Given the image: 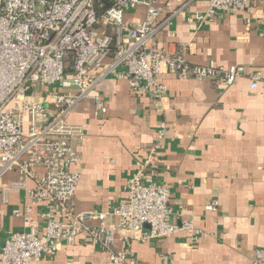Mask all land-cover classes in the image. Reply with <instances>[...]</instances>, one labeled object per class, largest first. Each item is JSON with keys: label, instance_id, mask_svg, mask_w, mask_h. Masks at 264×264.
<instances>
[{"label": "crops", "instance_id": "1", "mask_svg": "<svg viewBox=\"0 0 264 264\" xmlns=\"http://www.w3.org/2000/svg\"><path fill=\"white\" fill-rule=\"evenodd\" d=\"M156 2L165 6L166 0ZM207 7V0H191L164 23L151 45L167 53L185 49L193 64L258 70L262 78L256 88L246 75L224 86L163 72L167 95L155 103L129 90L126 67L120 66L97 86L105 113L85 99L66 115L83 132L74 141L79 160L70 166L81 174L76 210L108 211L126 198L129 176L144 167L145 174L169 187L170 220L191 219L200 232L196 240L188 231L127 244L116 237L115 248H126L141 264H252L255 249L264 250V2L253 1L238 12L217 11L198 24L192 14ZM169 14L165 8L159 21ZM144 16L145 8L137 7L125 20L136 23ZM161 123L165 133L158 138ZM19 178L13 170L0 180V255L10 233L28 228L13 209L31 205V222L42 232L44 205L33 204L27 192L33 180H26V188L9 189L2 200L1 189ZM213 199L217 209L207 210ZM31 264L109 263L100 246L83 235Z\"/></svg>", "mask_w": 264, "mask_h": 264}, {"label": "built area", "instance_id": "2", "mask_svg": "<svg viewBox=\"0 0 264 264\" xmlns=\"http://www.w3.org/2000/svg\"><path fill=\"white\" fill-rule=\"evenodd\" d=\"M190 1L166 0L162 6L156 0H0V180L13 170L20 176L1 189V196L6 201L9 189L26 188L31 179L28 196L33 204L44 205L42 232L31 222V205L12 210L28 228L9 234L0 264L38 262L60 243L72 245L83 235L100 246L109 264H141L126 248H115L116 237L127 244L188 231L198 239L191 219L170 220L169 187L145 174L144 167L129 176L126 198L108 211L76 210L81 174L70 166L79 160L74 141L83 132L66 120L85 99L105 113L97 86L120 66L126 67L129 90L155 103L167 95L163 72L224 86L246 75L256 88L262 78L258 70L249 72L243 64H193L185 49L167 53L151 45L164 23ZM207 1L206 10L192 14L198 24L214 12H238L253 1L264 2ZM137 7L145 8L144 18L127 22L126 12ZM165 8L170 14L160 22ZM42 89L45 95L39 98ZM164 133L161 123L157 137ZM217 205L213 199L205 208L215 211ZM91 219L96 223L87 224ZM263 255L264 250L255 249L251 263L260 264Z\"/></svg>", "mask_w": 264, "mask_h": 264}]
</instances>
